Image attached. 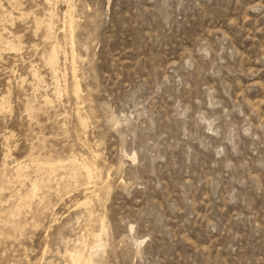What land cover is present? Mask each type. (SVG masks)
I'll return each mask as SVG.
<instances>
[{"label": "rangeland", "instance_id": "374dc122", "mask_svg": "<svg viewBox=\"0 0 264 264\" xmlns=\"http://www.w3.org/2000/svg\"><path fill=\"white\" fill-rule=\"evenodd\" d=\"M0 264H264V0H0Z\"/></svg>", "mask_w": 264, "mask_h": 264}]
</instances>
